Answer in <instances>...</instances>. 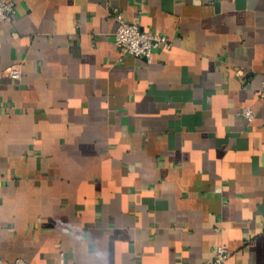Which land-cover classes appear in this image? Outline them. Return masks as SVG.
Instances as JSON below:
<instances>
[{
	"label": "crops",
	"instance_id": "crops-1",
	"mask_svg": "<svg viewBox=\"0 0 264 264\" xmlns=\"http://www.w3.org/2000/svg\"><path fill=\"white\" fill-rule=\"evenodd\" d=\"M120 19L173 46L123 55ZM263 79L264 0H16L0 264H264Z\"/></svg>",
	"mask_w": 264,
	"mask_h": 264
},
{
	"label": "built area",
	"instance_id": "built-area-1",
	"mask_svg": "<svg viewBox=\"0 0 264 264\" xmlns=\"http://www.w3.org/2000/svg\"><path fill=\"white\" fill-rule=\"evenodd\" d=\"M212 1V0H209ZM16 11V0H0V29L6 20H10ZM114 42L123 55H133L151 61L155 51L161 47L171 48L173 40L165 33L144 28L138 19L130 22L120 19L119 26L114 32ZM5 75L16 80L23 76L22 65L13 64L6 71ZM261 95L264 98V79ZM244 115L252 119L255 113L250 108L244 109ZM62 263H66L64 252H62ZM232 251L225 245H219L213 258L207 259L204 264H228ZM17 264H27L24 259L17 260Z\"/></svg>",
	"mask_w": 264,
	"mask_h": 264
}]
</instances>
